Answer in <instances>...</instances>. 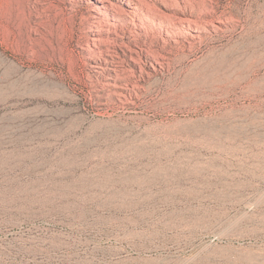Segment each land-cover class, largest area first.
Returning a JSON list of instances; mask_svg holds the SVG:
<instances>
[{"label":"rangeland","instance_id":"obj_1","mask_svg":"<svg viewBox=\"0 0 264 264\" xmlns=\"http://www.w3.org/2000/svg\"><path fill=\"white\" fill-rule=\"evenodd\" d=\"M255 230L264 0H0V264H232Z\"/></svg>","mask_w":264,"mask_h":264},{"label":"bare ground","instance_id":"obj_2","mask_svg":"<svg viewBox=\"0 0 264 264\" xmlns=\"http://www.w3.org/2000/svg\"><path fill=\"white\" fill-rule=\"evenodd\" d=\"M256 231L232 237L219 236L217 238L219 241H227L225 245L221 246L220 254L232 264H263L264 253L261 252V249L255 245V250H249L250 246L244 248L242 243L248 240H258L259 232ZM118 241L119 245L109 250L110 262L108 264H159L161 262L159 247L148 244H132L124 240Z\"/></svg>","mask_w":264,"mask_h":264}]
</instances>
